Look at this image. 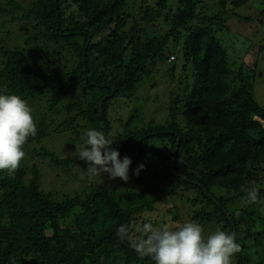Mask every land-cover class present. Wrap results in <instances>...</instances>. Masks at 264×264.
Returning a JSON list of instances; mask_svg holds the SVG:
<instances>
[{
	"label": "trees",
	"instance_id": "1",
	"mask_svg": "<svg viewBox=\"0 0 264 264\" xmlns=\"http://www.w3.org/2000/svg\"><path fill=\"white\" fill-rule=\"evenodd\" d=\"M207 1L0 0V88L27 101L37 128L15 172L0 171V264H153L132 244L144 223L167 227L166 218L234 233L232 264H264V107L252 90L261 71L245 63L250 50L231 60L218 36L229 16L255 28L264 10L254 16V0ZM245 35L234 39L250 45ZM164 66L163 81L178 85L165 120L110 119L115 100L131 101L146 79L157 88ZM89 128L131 159L127 181L91 177L85 161L51 148L58 136L74 151ZM74 167L82 176L73 194L44 190L42 178L71 180ZM162 197L171 204L152 219Z\"/></svg>",
	"mask_w": 264,
	"mask_h": 264
},
{
	"label": "clouds",
	"instance_id": "2",
	"mask_svg": "<svg viewBox=\"0 0 264 264\" xmlns=\"http://www.w3.org/2000/svg\"><path fill=\"white\" fill-rule=\"evenodd\" d=\"M37 133L32 110L19 94L0 88V171L14 173L25 157L23 145ZM116 140L97 128H89L79 145L77 158L87 164L86 173L101 176L106 173L110 179H129L132 163L128 156L120 158L118 149L111 147ZM77 145H75L76 149ZM144 168L143 164L133 170L135 175ZM241 189L252 199L257 189L242 185ZM142 236L132 247L141 258L148 257L153 264H232L234 253L239 251L234 233L216 229L207 237L199 223L186 222L177 229L144 223ZM129 229L120 225L116 234L126 239Z\"/></svg>",
	"mask_w": 264,
	"mask_h": 264
},
{
	"label": "rangeland",
	"instance_id": "3",
	"mask_svg": "<svg viewBox=\"0 0 264 264\" xmlns=\"http://www.w3.org/2000/svg\"><path fill=\"white\" fill-rule=\"evenodd\" d=\"M31 1V0H30ZM208 0L207 2H209ZM168 2L172 5L173 8L178 3V0H168ZM206 2V1H205ZM204 2V5L207 10H214L215 8L208 7ZM252 12L255 15L261 14V10H264V0H254L251 2ZM264 21V19H263ZM228 29L229 31L223 30L218 34L221 42L227 46V50H229V55L231 57V60H242V56L245 52L250 50L251 56L246 55V57L243 56V59L247 65L251 64L253 61L257 63L258 69L261 71V76H256L255 80L253 81L252 90L254 97L257 101V103L264 107V22L261 25H258L255 28H249L244 23H239L236 18L229 16L228 17ZM240 34H246V39L251 41V44L249 45V42L246 41V43L237 42L234 39L235 32ZM19 44L22 43L21 38L18 39ZM13 38L9 40L10 45H14L15 43H12ZM235 42V45L233 43ZM256 46V47H255ZM255 47V49H252ZM262 47V49L259 51L257 48ZM253 50V51H252ZM168 74L167 72V66H164L160 68L159 72H156V80H162V83L156 88L153 87L154 79H146L144 83H142L137 90L134 93V96L132 97L131 101L119 99L115 100L118 105L116 106L118 109L115 111H110V119L112 118H118L123 121L127 120L131 115H134L135 122H144V123H150L151 125H158L161 123L165 118H167V107H165V103L169 97L170 93H173L175 91V88L178 87L176 83V76L172 79L171 77L163 81L164 77H166ZM164 84L163 86H161ZM142 86V87H141ZM156 86V85H155ZM111 107L115 108V105H112ZM56 117H59L58 115ZM112 122V121H111ZM113 125V123H112ZM121 124L116 122L114 126H120ZM119 129V128H118ZM120 130V129H119ZM66 139L63 137L54 136L51 143V148L56 149L59 154L64 157L70 154V157L77 156V152L79 151V144L82 143V141H75V145H77L76 149L72 151V145L71 143H65ZM75 147V146H74ZM73 171H76L73 173L71 180L69 181H63L61 182L60 179H51L52 176H47V180H44L42 178L43 182V188L44 190H52L55 191L58 195H62L63 193H69L73 194L78 189L79 181H81L82 174L78 170L77 167L73 168ZM92 179V178H91ZM95 179V178H94ZM93 179V180H94ZM56 181V182H55ZM117 181V180H116ZM162 187L165 185H161ZM139 190V188H137ZM143 191H147L146 187V181L145 185L141 186ZM157 189V188H156ZM161 193V192H159ZM156 195L158 193H155ZM171 197V196H170ZM172 198V197H171ZM161 202L159 203V206L157 208V211L153 212L152 219H156L160 213H164L169 205L171 204V201H166L164 197L161 198ZM178 205H181L178 200L176 201ZM187 219V215L183 217ZM166 221H169L167 224L168 228H172V225L176 228L177 226H180V222L176 221L175 223H172L171 218H166ZM215 226L208 225L206 228L203 229V236L207 237L209 234L214 232Z\"/></svg>",
	"mask_w": 264,
	"mask_h": 264
},
{
	"label": "water",
	"instance_id": "4",
	"mask_svg": "<svg viewBox=\"0 0 264 264\" xmlns=\"http://www.w3.org/2000/svg\"><path fill=\"white\" fill-rule=\"evenodd\" d=\"M99 106H100V108H102V102L100 103V105H99Z\"/></svg>",
	"mask_w": 264,
	"mask_h": 264
}]
</instances>
